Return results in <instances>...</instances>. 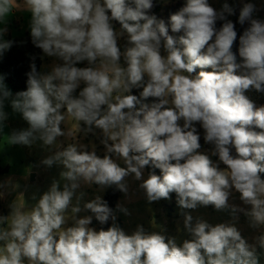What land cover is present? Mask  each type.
<instances>
[{
  "label": "clouds",
  "instance_id": "clouds-1",
  "mask_svg": "<svg viewBox=\"0 0 264 264\" xmlns=\"http://www.w3.org/2000/svg\"><path fill=\"white\" fill-rule=\"evenodd\" d=\"M153 6V0H0V56L15 43L4 38L11 18L24 13L32 45L57 61L43 73L33 58L26 90L14 96L0 76L4 148L39 143L50 153L41 164L60 168L47 190L31 202L19 192L0 215V264H262L256 244L234 223L213 225L185 210L212 206L264 227V105L247 95L264 93V20L254 18L253 3H243L238 23L248 26L238 60L227 3L217 11L208 0H186L168 24L149 14ZM6 102L26 129L5 133ZM197 125L211 155L199 151ZM96 130L103 155L77 138ZM60 137L72 142L64 146ZM147 166L160 174L145 178ZM129 178L148 204L175 193L187 238L178 243L154 223L152 231L137 225L129 234L117 223L118 213L130 215L123 203L113 209L99 194L82 203L86 193L79 190L93 185L129 199ZM6 188L20 185L0 183V199ZM233 192L245 207L230 202ZM93 218L111 226L96 230ZM256 242L264 249V233Z\"/></svg>",
  "mask_w": 264,
  "mask_h": 264
},
{
  "label": "rangeland",
  "instance_id": "rangeland-1",
  "mask_svg": "<svg viewBox=\"0 0 264 264\" xmlns=\"http://www.w3.org/2000/svg\"><path fill=\"white\" fill-rule=\"evenodd\" d=\"M158 1L163 5H166L169 2V0ZM236 2L238 3V7L239 5L240 7H242L243 3H253L256 7V11L253 14L254 18L264 20V0H236ZM208 3L217 11H220L222 10L223 5L227 3V0H208ZM115 26L119 28L116 24ZM8 28L9 31L4 38H21L27 35L29 33L27 15L24 13H16L11 18ZM42 59L41 69L43 73L49 72L52 65L57 62L55 58L46 57L43 55V53ZM78 66L82 67L85 65L81 64ZM4 84L10 90L8 84L6 82H4ZM134 90V93L138 95L140 90ZM4 110L8 113V119L5 122V133H11L13 130L18 131L26 129L28 127L26 121L22 119V116L19 113L13 112L10 104H8L7 102L5 104ZM81 126L83 127V124ZM62 128H65V126L62 125ZM77 138L80 143L86 145H91L93 143L96 144L98 154L103 155L104 149L103 146L99 143V130H96V135H93L91 133L85 135L83 132H81L78 134ZM5 139L6 138L4 136H0V183L6 182L11 179L14 183H19L20 185V188L16 191H12L10 188H6V195L4 196V198L0 199V208L5 212V215H7L10 211V203L13 199H15L19 192H23L25 199L31 202V196L33 194H36L38 196L43 191L47 190L53 178H58L60 168L56 166L47 168L46 166L41 164L42 159H44L50 153L41 149L39 143L32 146L31 148L22 145H11L4 148ZM59 140L64 146L72 142L71 139L66 137H60ZM212 147L213 146L211 144L205 143L204 141V145L201 146L199 151L211 155ZM211 158L214 161L218 159L217 157ZM220 166L222 168L224 167V165L222 164ZM26 172L27 178H25ZM147 175V169L145 168V178L147 177ZM129 182V199H126L123 193L115 190L118 196L117 203H123L130 212V215L127 216L123 213L117 214V223L126 232L130 234L136 229L137 225H142L145 230L152 231L154 230L152 228V223H154L155 225L159 226L155 230H160L161 228L164 229L165 234L168 236H175L178 243L187 238V234L183 229V216L181 215V209L176 203L175 193L170 194V199H161L158 202L148 204L143 196L142 191L138 189L139 182L133 181L131 178H129ZM110 189L112 188L106 189L104 192H98L97 186L95 185H93L91 188L82 186L79 191H84L86 193L82 203L84 201L91 200L97 194L101 195L104 199L107 191ZM230 202L235 203L241 207H245L239 200L238 193L233 192V197ZM185 211H189L194 218L200 217L213 225L217 223H234L238 230L241 232L242 237L245 238L249 244H256L257 251L261 253L262 264H264V249H260L256 242V238L264 233V227L252 228L249 224L248 218L243 213H237L238 218L236 220H233L231 214L228 211H218L212 206L199 207L195 210ZM90 214V212H81L79 215L83 216ZM111 223V220H109L108 223L101 225L93 218V222L90 227H93L96 230H100L101 228L107 229L109 226H111Z\"/></svg>",
  "mask_w": 264,
  "mask_h": 264
},
{
  "label": "trees",
  "instance_id": "trees-1",
  "mask_svg": "<svg viewBox=\"0 0 264 264\" xmlns=\"http://www.w3.org/2000/svg\"><path fill=\"white\" fill-rule=\"evenodd\" d=\"M232 2V3H231ZM186 0H169L168 4L163 5L158 0H153V8L149 11L150 15H155L158 19H162L166 24L170 21V16L177 12L181 7L184 6ZM227 4L234 9V14L227 16L229 20H231L235 24V29L237 31V41L234 44L233 52L236 53L237 59L238 56V47H239V36L243 33L244 29L248 26L247 23L241 26L238 23V16L240 11V5L238 7V3L236 0H227ZM115 24L119 27V24L115 22ZM222 22H217V27L221 26ZM174 37H179L182 33H171ZM7 40H13L15 43L13 46L4 52L2 56H0V74L4 78V82H6L10 88V90L15 93L19 91L26 90L27 87V73L31 70L30 65L33 62V58H35V63L37 66V70L42 72V51L36 47H34L31 43L30 33L21 38H5ZM205 71H211V69H204ZM200 69H197V72ZM135 90L133 89V94ZM247 95L252 99L257 106L264 105V93L256 92L255 90L250 91ZM198 127V131L200 132V144L204 145L203 139V131ZM147 173L155 172V174L159 175L160 170L155 169L151 166H147ZM262 178H264V174H262ZM118 196L114 189H110L107 191L104 200L108 203V206L111 208H115L117 204ZM0 215H5V212L0 208Z\"/></svg>",
  "mask_w": 264,
  "mask_h": 264
}]
</instances>
